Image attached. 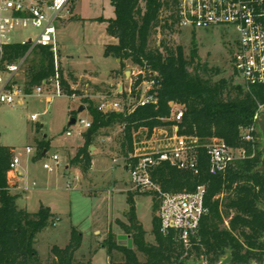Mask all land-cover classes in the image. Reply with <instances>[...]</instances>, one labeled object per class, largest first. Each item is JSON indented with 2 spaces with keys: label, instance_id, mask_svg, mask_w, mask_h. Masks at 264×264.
Listing matches in <instances>:
<instances>
[{
  "label": "trees",
  "instance_id": "16d2710c",
  "mask_svg": "<svg viewBox=\"0 0 264 264\" xmlns=\"http://www.w3.org/2000/svg\"><path fill=\"white\" fill-rule=\"evenodd\" d=\"M142 2V3H141ZM114 16L100 19L106 22V32L116 43L105 44L104 55L117 58L120 69L125 61L156 74L157 103L136 107L132 112L111 111L103 113L92 99H84L90 118V140L85 138L70 162L89 168V147L100 129L113 124L123 125L121 151L132 150V131L145 128L147 136L156 126H169L171 105L184 107L178 122V133L195 136L199 143L212 137L221 138L233 148L245 150L246 158L237 159L224 172L210 175L204 148L197 149L196 171L181 170L168 162L151 168L152 179L163 191H194L204 186L206 213L201 217L196 237H191L186 248L173 230L163 233L160 219L152 215L151 233L154 242L145 240L146 231L135 218L136 194L150 195L152 211L157 212L159 200L153 193L131 192L127 196L129 223L118 222L126 235L121 241L108 231L102 247L110 256L113 250L122 253L121 264H217L229 251L231 264H264V171L259 169L261 153L252 149L251 143L243 140L241 129L249 127L258 104H264V85L246 91L242 84L220 77L217 68L195 62L193 56H185L179 44H168L165 38L157 44L150 41L154 33L165 35L177 32L179 26V0H111ZM28 44H8L5 57L16 61L28 52ZM37 62L28 67L24 91L30 93L34 86L55 73L52 52L48 47L33 48ZM61 73V67L58 66ZM62 89L71 93L60 75ZM141 76L135 82L136 86ZM97 87V85H94ZM74 118V117H73ZM14 148L0 144V264H42L35 248L36 234L59 218L46 205L28 211L16 205L15 194L10 187L17 184V176L10 168ZM82 243V232L70 226L69 240L63 247L52 246V264H91L75 260V252ZM143 257V260L140 259ZM113 264V263H110Z\"/></svg>",
  "mask_w": 264,
  "mask_h": 264
},
{
  "label": "rangeland",
  "instance_id": "374dc122",
  "mask_svg": "<svg viewBox=\"0 0 264 264\" xmlns=\"http://www.w3.org/2000/svg\"><path fill=\"white\" fill-rule=\"evenodd\" d=\"M70 8V17L58 25L57 50L52 55L62 70L59 77L62 75L71 93L66 94L63 88L61 96L49 97L46 94L36 95L32 90L30 93L24 91L27 69L38 60L34 49L29 50L12 79L13 86L22 92L19 94L20 103L12 105L0 102V144L13 147L14 154L19 157L16 170L22 173V179L18 185L26 192L16 198V205L35 211L43 202L59 218L54 225L36 234L34 246L42 264H52V246L63 247L67 244L71 225L77 226L83 233L75 260H91V264H121L124 261L121 252L113 250L109 256L102 247L108 231L115 235L117 241L120 235H126L118 222L128 225L129 204L126 199L129 193L134 192L129 189L124 192L115 189L108 191L114 183L117 189L130 187L129 175L120 165L113 164L111 159H103L102 163V147L113 150L105 154L109 158L122 153L121 128L115 125L109 130L100 129L99 134L94 136L90 146L98 150L89 148L90 154L94 153L91 154L89 168L71 163L70 159L85 140L79 119L91 120L87 109H84L86 103L83 100L92 99L97 104L105 93L110 99L117 98L118 85L122 89L132 87L136 75L131 74V70L140 67L126 60L124 68L120 69L115 58L104 55L105 44L115 42V38L106 32V22L100 20L114 16L111 0H72ZM33 32L18 29L9 35L12 40H21ZM162 38L168 44L181 45L188 59L193 56L195 62L217 68L219 73L213 79L225 77L234 84H242L232 64L235 45L233 27H184L170 35L154 33L150 42L157 44ZM106 78L107 81H102ZM81 106L83 110L78 112ZM32 114L37 115L36 120L30 119ZM73 117L76 122L69 125ZM171 117L170 113V120ZM67 130L71 135H66ZM145 132L140 129L137 139L142 140ZM108 136L110 139L106 138ZM102 137L106 140L102 141ZM27 146L32 148L31 154L25 152ZM54 153L58 155L60 165L50 172L43 169L42 164L51 163L50 156ZM114 171L119 173L116 178L126 182L114 180L113 183ZM68 181L72 184L71 188L66 187ZM133 199V212L146 231L145 240L154 242L151 219L157 212L152 211V198L150 195L136 194ZM140 259L143 260V257L140 256Z\"/></svg>",
  "mask_w": 264,
  "mask_h": 264
},
{
  "label": "built area",
  "instance_id": "2783aa9c",
  "mask_svg": "<svg viewBox=\"0 0 264 264\" xmlns=\"http://www.w3.org/2000/svg\"><path fill=\"white\" fill-rule=\"evenodd\" d=\"M71 3L72 0H0V102L19 104L21 99L19 94L22 93L13 86L12 79L25 56L8 62L5 57V46L28 44V51L35 47H48L55 54L57 28L70 17ZM178 9L180 28L207 29L221 25L233 27L235 31L233 69L246 91L250 92L252 86L264 85V0H179ZM18 29L34 32L24 39L12 40L9 34ZM54 64V75L34 86L32 89L34 94L61 96L58 65L55 61ZM131 74L136 75V80L141 76L140 82L136 86L132 83V87L127 89H122L120 85L116 90L115 99H110L107 93L102 94L101 100L97 103L99 111L128 114L138 106L157 103L156 74L143 68L131 70ZM170 105L173 124L154 127L149 136L145 132L142 140H138L136 135L140 129H146L133 130L132 150L113 156L111 161L113 164L121 165L128 173L130 190L139 193L149 192L156 196L159 200L157 216L160 219V230L163 233L173 230L187 248L191 237H196L200 219L207 210L204 206V186L200 185L194 191H163L152 179L151 168L161 162H168L181 170L196 171L197 149L202 147L208 161V172L214 176L224 172L235 160L246 158L248 155L244 149L233 148L218 137H212L206 143H199L195 136L179 134L177 124L181 120L184 107L173 102ZM261 114H264V104L260 103L253 115L252 124L241 129L242 139L250 142L253 150L258 148L259 151L262 134L257 120ZM30 119L36 120L37 115L32 114ZM168 119L170 120V117L165 120ZM79 124L84 135L91 126V120L80 118ZM122 129L123 125L121 131ZM66 135H71V132L67 130ZM105 140L102 138V141ZM25 152L31 154L32 148L25 147ZM50 160L51 163L43 162L42 167L52 172L59 168L60 161L56 153L50 156ZM19 162V157L14 154L9 164L10 168L15 171ZM15 174L19 176L17 170ZM66 187H72L70 181L66 183Z\"/></svg>",
  "mask_w": 264,
  "mask_h": 264
},
{
  "label": "crops",
  "instance_id": "0c3cea01",
  "mask_svg": "<svg viewBox=\"0 0 264 264\" xmlns=\"http://www.w3.org/2000/svg\"><path fill=\"white\" fill-rule=\"evenodd\" d=\"M114 43H116V39H115V42ZM114 58V57H113ZM115 60L118 62V67H119V60L117 59V58H115ZM113 70H115V69H113ZM102 81H107V78L105 79V80H102ZM119 87H120V85H118V89H119ZM115 125H118L120 128H121V125H119V124H113V125H110V126H107V127H103L102 129H107V130H109L112 126H115ZM101 129V130H102ZM102 138H104V137H102ZM107 139L109 138L110 139V137L108 136V137H106ZM105 138V139H106ZM92 147V148H91ZM90 149H94V150H98V148H96V147H94V146H90L89 147ZM110 151H113L111 148H107V149H104L103 147H102V163H104L103 162V159H104V161L106 160H108V159H111L112 157L110 156V158L109 157H107V155L105 156V154L106 153H108V152ZM91 154H94V153H91ZM93 158V157H92ZM104 165V164H103ZM119 165V164H118ZM92 166H93V163H92ZM120 168H122L121 167V165H120ZM104 168L102 167V170H103ZM115 172V171H114ZM26 173V172H25ZM18 174H19V176H17L16 178H17V184H16V186L14 187V188H12V187H10V190L11 189H14V190H17V191H15V192H11L12 194H15L17 197L19 196H23V194L26 192V189H24V188H22L20 185H18L19 184V182H21V179H22V173L21 172H18ZM119 173L118 172H115V175H114V179H113V183H114V180H115V182L117 181L118 183H120V182H122L124 179H118V178H116V176L118 175ZM117 179V180H116ZM125 181V180H124ZM126 182V181H125ZM129 183V182H128ZM114 185H115V183H114ZM114 185H112L111 186V188L110 189H108V191L109 190H117L118 192H124V191H127L128 189L130 190V187L128 186V188L126 187V189L125 188H119V189H117ZM129 185H130V183H129ZM19 190V191H18ZM128 190V191H129ZM27 196H25V198H26ZM40 204H43V205H46V206H48L49 208H50V210L54 213V211L51 209V207L49 206V205H47V204H44L43 202H40ZM39 204V205H40ZM82 232V231H81ZM83 234V233H82Z\"/></svg>",
  "mask_w": 264,
  "mask_h": 264
},
{
  "label": "water",
  "instance_id": "95a60500",
  "mask_svg": "<svg viewBox=\"0 0 264 264\" xmlns=\"http://www.w3.org/2000/svg\"><path fill=\"white\" fill-rule=\"evenodd\" d=\"M82 110H83V106L79 107L77 111L81 112ZM75 120H76L75 118H71L68 124L71 125V124L75 123ZM257 124H258V127L261 131V134H262V144H261V148H260L261 158H260L259 169L261 171H264V114H261L259 116V119L257 120ZM91 135H92V131L90 129H88L84 133V137L87 140H90ZM261 208L264 210V205H262ZM124 237H125L124 235L119 236V238H124ZM263 239H264V237H263ZM196 264H205V263L202 260H200ZM217 264H231V253L228 251L225 256L220 258V260ZM250 264H256V263L252 262Z\"/></svg>",
  "mask_w": 264,
  "mask_h": 264
}]
</instances>
